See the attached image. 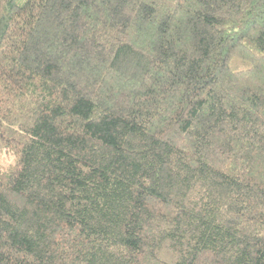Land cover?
<instances>
[{"label":"trees","instance_id":"trees-1","mask_svg":"<svg viewBox=\"0 0 264 264\" xmlns=\"http://www.w3.org/2000/svg\"><path fill=\"white\" fill-rule=\"evenodd\" d=\"M0 264H264V0H0Z\"/></svg>","mask_w":264,"mask_h":264}]
</instances>
